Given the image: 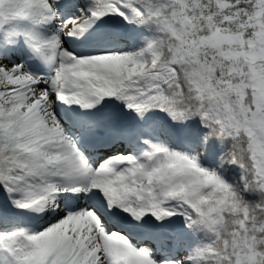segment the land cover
I'll list each match as a JSON object with an SVG mask.
<instances>
[{
	"label": "snow or ice",
	"instance_id": "obj_1",
	"mask_svg": "<svg viewBox=\"0 0 264 264\" xmlns=\"http://www.w3.org/2000/svg\"><path fill=\"white\" fill-rule=\"evenodd\" d=\"M0 264H264V0H0Z\"/></svg>",
	"mask_w": 264,
	"mask_h": 264
}]
</instances>
